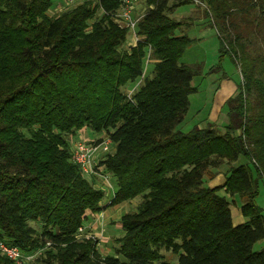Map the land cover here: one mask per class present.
<instances>
[{
    "label": "trees",
    "instance_id": "16d2710c",
    "mask_svg": "<svg viewBox=\"0 0 264 264\" xmlns=\"http://www.w3.org/2000/svg\"><path fill=\"white\" fill-rule=\"evenodd\" d=\"M143 1L140 40L127 48L128 31L111 19L119 0H87L56 17L48 16L53 0H0V241L26 254L47 248L36 264H264V247L254 251L264 240L256 204L264 182V81L256 72L264 58L249 52L248 39L264 34V0H201L220 35L219 59L242 77L223 133L211 124L177 130L201 70L179 64L194 40L171 15L191 0ZM146 58L152 72L127 95ZM83 130L111 142L112 154L97 163L115 186L104 207L103 192L71 156ZM240 158L246 163L221 185L205 184L207 170ZM137 197L136 210L120 218L112 255L75 239L90 216ZM228 197L242 200L238 226ZM0 264L13 263L0 253Z\"/></svg>",
    "mask_w": 264,
    "mask_h": 264
},
{
    "label": "rangeland",
    "instance_id": "374dc122",
    "mask_svg": "<svg viewBox=\"0 0 264 264\" xmlns=\"http://www.w3.org/2000/svg\"><path fill=\"white\" fill-rule=\"evenodd\" d=\"M85 1L87 0H78L72 5L66 6L62 0H53L56 5V9L54 11L51 9L48 12V16L56 17L62 13L69 12L82 5ZM91 1L93 5L97 3V0ZM136 8L137 11L134 14L136 17L143 15V12L144 14L146 13L147 7L143 0H139ZM206 14V6L201 3V0H191L190 4L177 8L171 15V17L176 20L184 21L186 27H188L183 28L185 29V34L194 40L193 43L185 50L183 56L179 60V64L196 66L201 70L200 74L192 81V85L197 88V92L188 97L190 103L188 113L186 114L183 123L177 128L178 131L183 133L189 132L194 126L204 124L208 120L210 123H213L219 133H223L224 128L228 123V107L226 102L231 97L222 103L225 96H220L218 93L224 91H222L219 87L220 83L218 84V81L214 79L218 78L220 75L227 76L225 78H229L235 82L236 89L237 83L242 80L240 69L235 63L231 62L228 57H221V60L219 59V56H221L219 52L220 35ZM98 15H100V13H98ZM179 15L182 16L181 19H179ZM254 15L255 13L246 17L249 20H253ZM236 17L237 22L241 23V17L243 16L241 14H237ZM263 35L264 34H259L257 36L250 35L248 39L251 41V48H249V52L253 55H259L264 58ZM126 47H128L127 44ZM218 65L221 66L223 72H212L209 74V72ZM152 67L153 66L146 58L142 78L138 79L135 83L128 84L123 89V92L127 95H131V93L138 88L142 79L152 72ZM257 69L256 77H260L261 80L264 81V66H259ZM236 92L237 91L235 90L234 95H236ZM239 133L240 132L237 131L235 134L238 135ZM105 139L108 138H106L103 133L95 134L90 130H83L71 139L70 147H72L73 143L77 141H81L84 144H92L94 142L99 143V141L101 142ZM108 151V154L111 155V142L108 144ZM100 158L101 157H98L96 162ZM245 163L246 161L243 158H240L233 164H222V166L218 169L207 170L204 174L205 184L207 186L212 184L218 185L224 181V176L231 167L233 168ZM100 171V174H102L106 179H102L97 176L84 175V177L94 185L95 189L103 192L104 199L101 202V206L104 207L107 206L112 199L115 192V186L110 176L102 172L101 169ZM227 200L230 202V209L233 212L234 217H238L240 214L242 200L238 197H228ZM140 202L141 198L137 197L132 201L125 202L117 206L106 207L105 209L108 208L106 213L100 212L95 216H90L89 220L85 221V223H83L80 227L82 229L81 232H79L78 229L75 239L78 242L92 241L95 244V250H97V252H99L102 256L112 255L115 248H117V239H119L123 234L119 224L121 216L135 211ZM256 204L262 209V215L264 216V182L259 184V196L256 198ZM32 226L38 230L40 225L32 224ZM263 247L264 240L254 245V251H261ZM46 249L47 248H41L32 252L31 255H33V260L31 264H36V260L39 259L45 251H47ZM163 254L167 261H174V258L169 253L164 252Z\"/></svg>",
    "mask_w": 264,
    "mask_h": 264
},
{
    "label": "built area",
    "instance_id": "2783aa9c",
    "mask_svg": "<svg viewBox=\"0 0 264 264\" xmlns=\"http://www.w3.org/2000/svg\"><path fill=\"white\" fill-rule=\"evenodd\" d=\"M66 6L72 5L78 0H62ZM119 9L111 16V19L119 26L121 29L128 31L129 41L127 43L128 47H134L140 40V37L136 35V28L140 20L144 17H136L134 14L137 11V4L139 0H119ZM108 144H110L109 139H105L96 144H84L81 141L74 142L71 150V156L74 163L80 168L81 172L85 176H97L102 179H106L101 173L100 169H97L96 162L98 157L105 156L109 153ZM107 182V180H106ZM79 228V232H81ZM0 253L9 259L13 264H31L33 260V255L26 254L22 252L17 247L10 246L2 241H0Z\"/></svg>",
    "mask_w": 264,
    "mask_h": 264
},
{
    "label": "crops",
    "instance_id": "0c3cea01",
    "mask_svg": "<svg viewBox=\"0 0 264 264\" xmlns=\"http://www.w3.org/2000/svg\"><path fill=\"white\" fill-rule=\"evenodd\" d=\"M55 9L56 8H54L53 11ZM181 17L182 16L179 15V19H181ZM128 41H129V39H128ZM220 73H222V72H220ZM225 77H227V76L220 75L218 78L214 79V80H217L218 81L217 82L218 84L220 83V86L219 87L222 89V91H224V92H219L218 93L220 96H225L224 99L222 100V103H224V101L227 100L229 97L234 96L235 90H236L235 82H233V80H231L229 78H225ZM217 91H218V88H217ZM208 124L213 125V123H210V121L208 120L204 124H198L197 126L205 127ZM223 182L224 181H222L218 185H221ZM209 186L210 187H214V186H217V185L212 184V185H209ZM104 209L101 211L102 213H106L108 211V208L105 209V210ZM230 211H231V209H230ZM231 217H232V223H233L234 226H238V225H240V224H242L244 222V220L242 219V216H241V212L238 215V217H234L233 212L231 211Z\"/></svg>",
    "mask_w": 264,
    "mask_h": 264
}]
</instances>
